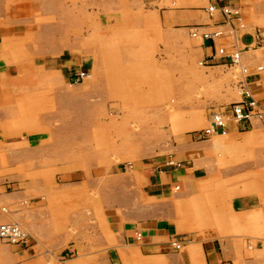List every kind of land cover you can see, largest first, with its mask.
Here are the masks:
<instances>
[{"label":"rangeland","instance_id":"obj_1","mask_svg":"<svg viewBox=\"0 0 264 264\" xmlns=\"http://www.w3.org/2000/svg\"><path fill=\"white\" fill-rule=\"evenodd\" d=\"M248 1L245 19L219 35L229 45L220 54L240 48V64L216 67L202 60V38L189 33L195 25L167 21L181 8L206 9V0L33 2L30 27H57L60 41L69 43L60 56L75 72L33 65L39 53L33 35L2 58L23 64L15 76L0 73V223L7 214L27 240H0V264H109L110 253L115 264L112 249L122 264H141L137 246L108 228L114 218L135 226L134 235L140 222L156 221L186 240L179 250L228 238L245 255H264L243 244L264 239V127L251 119L255 129L226 131L230 142L218 147L212 140L224 134L196 137L212 111L238 100L249 76L264 78V0ZM199 12L210 23L206 10ZM242 35L248 43L234 46ZM79 71L84 75L73 83ZM17 121L31 126L18 131ZM178 154L206 176L169 197L146 196L140 163L178 162ZM240 195L256 197L259 209L233 211L230 200ZM214 222L231 234L216 236Z\"/></svg>","mask_w":264,"mask_h":264},{"label":"crops","instance_id":"obj_2","mask_svg":"<svg viewBox=\"0 0 264 264\" xmlns=\"http://www.w3.org/2000/svg\"><path fill=\"white\" fill-rule=\"evenodd\" d=\"M34 1L35 0H0V73H2L4 77H12L20 71V65L23 63L12 62L11 60L3 61L2 58H4V56L8 58L10 50H12L11 45H13L14 48L20 39H26L33 35L38 39L39 47L36 52L39 51V53L33 55L31 63L33 65H40L43 69L63 71L69 76L75 72L70 69L74 65L68 63V58H61L60 56L64 54L63 50H68L64 45L69 43L68 41H60L57 27L51 23L30 27L32 19L34 18ZM206 3L208 5H214L216 8L226 6L235 13L230 15L226 20L218 10L211 16L205 12L206 17L210 20V23H205V18L199 12L205 11L204 6L197 9L186 7L176 10L174 19L168 17L167 21H181L183 25H195L198 30L206 32H213L220 28L224 30V27H227V29L229 28L231 32H233L237 22L240 19H245V13L249 6L248 0H206ZM232 41H234V46L237 42L245 46L249 40L247 35H242L239 38L234 36ZM49 44L56 45L52 53L46 51L49 49ZM225 46L227 48L229 47L226 40L223 42L219 36L203 38L201 40L200 56L202 60L208 62L211 67L227 66L229 65L227 61H229L230 54H220ZM237 50L238 53H240V48H237ZM251 51L253 57L257 58L260 56L258 50ZM240 61V54H238L237 62L240 64ZM70 62L73 63L72 61ZM262 71L263 72L260 74L264 75V70ZM38 75L40 74H37L36 77L39 78L40 76ZM10 83L13 84L14 81ZM241 85L247 88L257 100L261 102L264 101V78L252 75L249 76L244 83H241ZM257 121L264 127V119ZM14 126L20 131L26 129V127H30L31 124L17 121ZM253 129H255V123H253L251 119L238 123H228L227 125V131L230 133L236 132L244 134ZM228 142H230V140L227 134L212 140L213 145L217 147ZM177 156L178 162L183 163L180 167L166 164L162 159L140 163L141 165L137 168V172L140 173L141 178L140 188L146 196L169 197L172 194V190L179 188L180 185L191 184L201 177H204L206 173L204 168L193 166L192 164L187 165L188 162H190L188 159L189 157L184 158L185 156L182 154H178ZM230 206L233 211L241 212L257 210L260 204L254 196L240 195L234 196L230 200ZM5 215L7 216V214L1 215V221L12 222L4 219ZM12 223L18 224L16 222ZM107 224L111 231L119 232L118 238L121 243L137 246V250L143 258L141 264H264V255H259L258 253L245 255L243 250L238 248L235 241L228 238L205 240L201 241L200 244H191L187 249L174 250L167 244L168 239L174 235L171 236L167 228L156 221L149 220L140 222L136 229L137 231H135V233H139L138 238H136L134 233H130V229L133 227L135 228V226L132 227V225L121 224L115 218L110 219ZM211 226L212 228H219L216 235L218 237L231 234L230 231L226 229V225L221 222H214ZM97 241L101 243L102 238H98ZM112 252L113 258L115 259L114 263L122 264L117 252L113 249ZM111 255V253L107 255L109 264L112 261L110 258ZM130 255L132 257L131 253Z\"/></svg>","mask_w":264,"mask_h":264},{"label":"built area","instance_id":"obj_3","mask_svg":"<svg viewBox=\"0 0 264 264\" xmlns=\"http://www.w3.org/2000/svg\"><path fill=\"white\" fill-rule=\"evenodd\" d=\"M208 15H212L213 11H219L224 18L227 20L230 15L235 12L226 6H222L220 8H216L214 5H208L205 9ZM197 27L190 28V35L200 36L199 38H210L211 36H219L222 34V30H214L213 32H204L198 33ZM238 51L235 50L229 55V61L232 63L237 62ZM84 75V71H79L75 74V76L71 79L73 83H76L79 79H81ZM238 100L231 103L228 108L224 110H214L207 117V123L199 133L196 134L198 137L209 136L212 133H220L223 134L227 131L228 123H238L242 121H248L250 119L262 120L264 119V101L257 100L252 93L245 88L244 86H239L238 91ZM166 164L179 166V162H173L171 160L165 161ZM136 238L139 237V233H135ZM27 233L22 230L18 225L12 222H3L0 223V240L9 243V244H21L26 242ZM186 242V240L182 237H170L167 241V244L170 248L174 250H179L181 246ZM243 244L247 250H260L264 249V239L261 238H244Z\"/></svg>","mask_w":264,"mask_h":264},{"label":"bare ground","instance_id":"obj_4","mask_svg":"<svg viewBox=\"0 0 264 264\" xmlns=\"http://www.w3.org/2000/svg\"><path fill=\"white\" fill-rule=\"evenodd\" d=\"M237 58H238V55H237ZM213 134H220V133H212L210 134L209 136L213 135ZM223 134H226V133H223ZM17 225V224H16ZM21 228V227H20ZM23 230V229H22ZM27 239V238H26Z\"/></svg>","mask_w":264,"mask_h":264}]
</instances>
